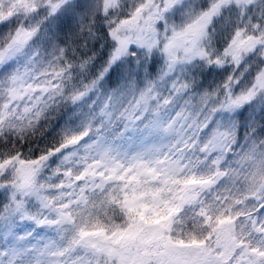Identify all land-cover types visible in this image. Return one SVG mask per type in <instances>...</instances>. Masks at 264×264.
<instances>
[{"label":"snow or ice","instance_id":"obj_1","mask_svg":"<svg viewBox=\"0 0 264 264\" xmlns=\"http://www.w3.org/2000/svg\"><path fill=\"white\" fill-rule=\"evenodd\" d=\"M0 264H264V0H0Z\"/></svg>","mask_w":264,"mask_h":264},{"label":"trees","instance_id":"obj_2","mask_svg":"<svg viewBox=\"0 0 264 264\" xmlns=\"http://www.w3.org/2000/svg\"><path fill=\"white\" fill-rule=\"evenodd\" d=\"M62 113H56L54 114L43 126L41 131L37 134L35 139L39 140L42 136L47 135L49 132H51L55 127L57 122L61 119Z\"/></svg>","mask_w":264,"mask_h":264}]
</instances>
